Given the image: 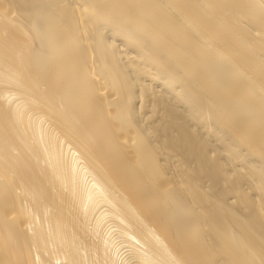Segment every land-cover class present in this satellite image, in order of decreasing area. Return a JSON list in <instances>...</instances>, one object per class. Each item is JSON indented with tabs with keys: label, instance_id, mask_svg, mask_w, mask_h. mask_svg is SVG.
Segmentation results:
<instances>
[{
	"label": "bare ground",
	"instance_id": "obj_1",
	"mask_svg": "<svg viewBox=\"0 0 264 264\" xmlns=\"http://www.w3.org/2000/svg\"><path fill=\"white\" fill-rule=\"evenodd\" d=\"M0 264H264V0H0Z\"/></svg>",
	"mask_w": 264,
	"mask_h": 264
},
{
	"label": "rangeland",
	"instance_id": "obj_2",
	"mask_svg": "<svg viewBox=\"0 0 264 264\" xmlns=\"http://www.w3.org/2000/svg\"><path fill=\"white\" fill-rule=\"evenodd\" d=\"M115 42V44L117 45V41H114Z\"/></svg>",
	"mask_w": 264,
	"mask_h": 264
}]
</instances>
